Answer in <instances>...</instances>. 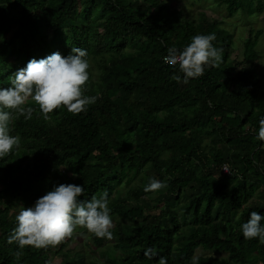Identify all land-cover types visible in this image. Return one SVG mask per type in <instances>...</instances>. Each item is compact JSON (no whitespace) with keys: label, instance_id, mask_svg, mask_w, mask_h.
I'll return each instance as SVG.
<instances>
[{"label":"trees","instance_id":"obj_1","mask_svg":"<svg viewBox=\"0 0 264 264\" xmlns=\"http://www.w3.org/2000/svg\"><path fill=\"white\" fill-rule=\"evenodd\" d=\"M218 1L229 15L264 10V0ZM212 33L223 50L219 66L187 84L172 80L183 74L162 61L168 48ZM261 34L248 29L238 58L220 21L190 19L165 0H0V88L29 60L78 47L89 63L83 95L97 97L78 115L61 107L44 119L29 100L32 118L14 116L10 135L20 146L0 159V264H17L18 246L7 240L21 207L60 184L83 186L85 200L108 193L112 251H98L106 238L90 233L99 259L64 250V241L26 247L18 264L57 255L62 264H192L198 248L226 255L198 256V264H264V244L240 230L252 211L264 216ZM150 178L166 187L145 192Z\"/></svg>","mask_w":264,"mask_h":264},{"label":"clouds","instance_id":"obj_2","mask_svg":"<svg viewBox=\"0 0 264 264\" xmlns=\"http://www.w3.org/2000/svg\"><path fill=\"white\" fill-rule=\"evenodd\" d=\"M215 33L195 35L190 44L178 50L170 47L164 56V63L176 68L179 74L171 79L187 84L189 79L202 76L206 66H219L223 50L213 46ZM87 51L71 48L67 56L54 52L42 59H31L26 67L17 70L9 77L11 87L0 88V159L9 155L13 148L20 146L21 138L10 135L13 118L23 116L30 120L34 108L25 105L31 100L39 109L44 119L61 107L69 113L78 115L86 106L94 104L96 96H84L83 86L89 80V63L85 59ZM257 139L264 141V118L259 121ZM224 171L228 172L227 169ZM76 173H73L75 176ZM166 185L150 178L145 192H156ZM84 196V187L75 184H60L38 198L31 207H21L15 217L16 227L8 236L9 244L18 246L14 257L19 262L23 249L31 247L46 249L56 247L71 237L77 228L86 229L97 238L113 239L110 229L113 221L110 217L108 193L90 199ZM264 216L252 211L247 222L240 226L244 239H259L264 244ZM145 257L152 259L157 255L154 248H148ZM158 264H167L161 257ZM192 264H198V257L193 256Z\"/></svg>","mask_w":264,"mask_h":264},{"label":"rangeland","instance_id":"obj_3","mask_svg":"<svg viewBox=\"0 0 264 264\" xmlns=\"http://www.w3.org/2000/svg\"><path fill=\"white\" fill-rule=\"evenodd\" d=\"M170 6L180 9L183 15L193 19L199 20L200 16L206 14L208 17L221 22V26L229 31L233 36V46L237 50V56L240 57V49L242 41L247 36L249 28L254 30H261L262 34L258 39L256 50L260 55V59L255 64L258 76L264 82V10L260 13H254L253 15H247L243 11H238L233 15H229L226 10V3H220L218 0H165ZM128 187L123 188V193ZM264 189V188H263ZM113 225L115 219H112ZM90 233L86 229L77 228L76 232L72 235V239H66L65 249L72 251L82 250L87 258L99 259L97 254L92 255V245L89 239ZM107 243L103 248L99 250L112 251L111 245L112 239L105 240ZM194 256H213L217 258L225 257L226 255L221 252L203 250L198 248L195 250ZM50 264H62V260L59 255L51 257Z\"/></svg>","mask_w":264,"mask_h":264},{"label":"built area","instance_id":"obj_4","mask_svg":"<svg viewBox=\"0 0 264 264\" xmlns=\"http://www.w3.org/2000/svg\"><path fill=\"white\" fill-rule=\"evenodd\" d=\"M166 56V55H165ZM164 58V57H163ZM162 58V61L164 62V59ZM167 65V64H166ZM225 169H227V167L226 166H224V167H222V172L224 173V174H227L228 172H226V171H224ZM228 170V169H227Z\"/></svg>","mask_w":264,"mask_h":264}]
</instances>
